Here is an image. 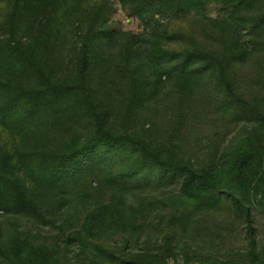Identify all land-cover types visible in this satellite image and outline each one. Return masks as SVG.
Instances as JSON below:
<instances>
[{
    "label": "rangeland",
    "instance_id": "rangeland-1",
    "mask_svg": "<svg viewBox=\"0 0 264 264\" xmlns=\"http://www.w3.org/2000/svg\"><path fill=\"white\" fill-rule=\"evenodd\" d=\"M11 13L12 2H1L0 49L12 59L0 62V246L18 237L51 251L41 264H264V206L255 186L246 181L240 191L253 211L256 247L227 199H188L182 173L162 178L152 158L219 170L249 147L262 155L255 179L264 178V125L255 113L264 112V0H54L37 26L27 13L16 20ZM84 47L85 85L106 127L144 149L99 145L91 155L60 156L75 134L96 145L79 87ZM198 50L225 61L235 95L247 105L227 91L217 67L206 71ZM20 52L31 53L43 75L69 93L35 108L24 90L44 78ZM133 169L138 174L128 173ZM11 183L43 217L15 206ZM80 235L85 245L70 240ZM12 260L0 257V264H37L23 253Z\"/></svg>",
    "mask_w": 264,
    "mask_h": 264
},
{
    "label": "trees",
    "instance_id": "trees-1",
    "mask_svg": "<svg viewBox=\"0 0 264 264\" xmlns=\"http://www.w3.org/2000/svg\"><path fill=\"white\" fill-rule=\"evenodd\" d=\"M5 0H0V3ZM9 1V0H8ZM12 2V13L11 18L16 20L23 16L24 13H27V18L29 19L30 25L37 26L39 25L40 17L42 16V12L45 10H49L51 8V4L54 0H10ZM188 0H177L178 5H181L183 2H187ZM240 3H247V0H240ZM4 49H0V62L9 61L12 59V56H5ZM84 57L82 60V65L80 68V89L86 91V100L90 107V111L92 113L93 122L95 125V138L96 145L93 144H81V136L79 134H75L62 148L61 157L64 159H76L78 157L86 156V154H92V152L97 148V146H101L105 150H110L114 148H119L124 145H129L132 148L144 149V144L139 139L134 138L130 134H122V133H114L110 131L106 127L105 123V115L101 109L99 108L93 99L92 93L87 89L85 85V79L87 76V68L90 64V57L88 54V50L84 47L83 51ZM198 59L206 62V71L208 73L212 68L217 67L219 70V76L223 81L227 91L238 100V102H242L247 105V101L242 98H238L235 95L234 88L227 78L225 61L210 52H206L204 50H198L196 52ZM18 56L21 58L22 62L25 61V64H29L33 67V69L39 74V76L43 77V85L30 88L24 90V97L26 100H29L32 105L37 109H44L46 106L51 104L53 101H57L61 97L67 95L69 90L66 86L53 84L47 76L43 75V72L40 68H38V64L32 60V54L29 52H20ZM22 56V57H21ZM188 62L184 65L183 68H186ZM195 62L191 65L194 66ZM255 113L257 119L261 121L264 125V112L260 109H255ZM261 154H257L252 148L245 147L237 150L231 161L229 162L228 167L220 168L219 170L212 169H203L196 170L187 165H175L170 161L162 160L158 155H152L155 163L161 165V169L163 170L162 178H164L167 174H176V172H181L183 175L181 190L182 193L188 198L192 199L195 202H208L211 205H216L220 201L227 199L233 209L242 214L248 224V231L251 238L252 246H257V239L253 233V225L254 218L252 216L251 207L244 204L243 199L241 197V189L244 187L246 181V185L249 184L251 186H255L257 191V196L260 195V204L264 206V178L263 179H255L257 176V167L262 166V161L259 160ZM129 174H138V171L135 169L128 172ZM145 176V174H141ZM160 177V178H161ZM12 189L14 191V204L18 209L25 210L31 214L38 215L43 217L41 213V208L28 199L25 191L22 187L17 183H11ZM3 201L0 198V212L2 210ZM90 218V217H89ZM88 218V219H89ZM87 219V220H88ZM92 226L91 218L85 223V229L90 230ZM70 240L78 241L80 244L85 245L86 240L80 236H71ZM100 252L102 250L100 249ZM24 254L26 258L30 259L33 263L41 264V262H50L54 257L53 253L48 250L40 249L30 242L20 239L18 237L14 238L12 244L6 249L0 246V257L4 260H10L12 262V258L19 257V255ZM252 260L257 262L256 255H253ZM119 264H142L140 262H131L124 261Z\"/></svg>",
    "mask_w": 264,
    "mask_h": 264
}]
</instances>
